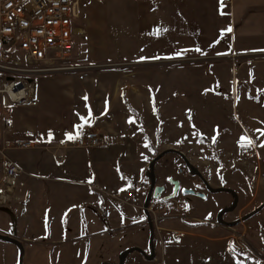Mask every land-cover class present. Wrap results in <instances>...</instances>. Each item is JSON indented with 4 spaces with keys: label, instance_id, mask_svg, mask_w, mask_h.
Returning <instances> with one entry per match:
<instances>
[{
    "label": "rangeland",
    "instance_id": "obj_1",
    "mask_svg": "<svg viewBox=\"0 0 264 264\" xmlns=\"http://www.w3.org/2000/svg\"><path fill=\"white\" fill-rule=\"evenodd\" d=\"M203 2L162 0L182 10L152 41L134 19L112 31L111 61L147 96L132 101L142 115L129 110L119 147L67 149L61 162L41 150L62 174L38 173L25 198L0 206V264H264V135L241 146L264 127V0ZM170 178L181 185L173 200ZM188 184L205 196L184 195Z\"/></svg>",
    "mask_w": 264,
    "mask_h": 264
},
{
    "label": "crops",
    "instance_id": "obj_2",
    "mask_svg": "<svg viewBox=\"0 0 264 264\" xmlns=\"http://www.w3.org/2000/svg\"><path fill=\"white\" fill-rule=\"evenodd\" d=\"M161 2L162 0L84 1L77 21L78 32L73 38L71 55L56 64L59 70L32 75L35 77L33 85L36 90V105L2 106L3 116L10 119L12 128L0 138V146L3 140L24 139L37 143L36 147L31 148L35 151L27 157L13 156L12 160L25 173L23 174L25 176L19 177V180L24 181V186L15 189L12 194L13 202L17 203L26 197L24 188L36 183L38 173L62 174V168L56 169L44 163L41 150L47 151L48 155L58 161L46 146L67 138V134L76 135L77 132L80 134L84 130H95L108 139L105 147L112 144L118 146L129 141L127 137L131 134L128 128L130 108L127 104L139 112L132 101L141 106L142 100L145 101L147 96L136 87H128L126 75L130 76V72L118 68L124 63L111 61L114 57L111 50L112 31L121 32L125 24L134 19L139 36L155 40L159 32V21L169 16L179 19L178 14L182 10L178 7L171 8L165 3L160 5ZM200 3L204 4L203 0H200ZM120 42L121 39L118 38L117 43L121 44ZM106 68L115 70H103ZM89 109L92 114L91 120L82 129H77L76 126L82 124L81 117H88ZM262 131L263 126L256 128L252 131L253 137L249 132L250 141H256ZM65 150L67 149L61 152L63 158ZM2 176L3 163L0 167V189L3 188ZM186 187L195 188L191 184ZM176 194L168 199H175ZM193 217L196 218L197 224L202 223L198 220L204 219L199 216ZM141 257L146 261L154 258L147 254Z\"/></svg>",
    "mask_w": 264,
    "mask_h": 264
},
{
    "label": "built area",
    "instance_id": "obj_3",
    "mask_svg": "<svg viewBox=\"0 0 264 264\" xmlns=\"http://www.w3.org/2000/svg\"><path fill=\"white\" fill-rule=\"evenodd\" d=\"M84 1L86 0H0V138L12 128L10 119L3 116V105H36L35 87L27 84L23 76L59 70L55 65L71 55ZM221 4L231 9L232 0H221ZM24 64L42 65L43 68L27 70L23 67ZM108 142L99 132L89 129L75 139L64 138L53 142L46 149L56 160L61 161L64 149L102 147ZM36 146L37 143L31 140L2 141L0 155L3 160V188L0 189V206L14 194L17 187L24 186V181L19 180L25 174L24 171L5 151ZM178 171L182 172V169L178 168ZM135 190L136 186L132 185L127 191V196L134 203L137 202ZM178 209H182V206H178ZM242 251L259 258L261 255L256 248L249 246Z\"/></svg>",
    "mask_w": 264,
    "mask_h": 264
},
{
    "label": "water",
    "instance_id": "obj_4",
    "mask_svg": "<svg viewBox=\"0 0 264 264\" xmlns=\"http://www.w3.org/2000/svg\"><path fill=\"white\" fill-rule=\"evenodd\" d=\"M169 181L172 183L173 185V193L171 194V196H175V194L180 190L181 185L178 179H173L170 178ZM164 191V187L163 186H155L153 189V197H159L161 196V194ZM184 194H195L199 197H204L205 195L201 192H195L193 189L190 188H184L182 189Z\"/></svg>",
    "mask_w": 264,
    "mask_h": 264
},
{
    "label": "snow or ice",
    "instance_id": "obj_5",
    "mask_svg": "<svg viewBox=\"0 0 264 264\" xmlns=\"http://www.w3.org/2000/svg\"><path fill=\"white\" fill-rule=\"evenodd\" d=\"M228 31H231V29H228ZM197 51H199V49H197ZM85 99H87V98L85 97ZM91 116H92L91 110L89 109V115H88V117L87 118L86 117H81L82 124L77 125L76 128L77 129H82L84 127V125L87 124L91 120ZM129 122L131 123L132 121L130 120ZM261 134L264 135V132H261ZM49 135L51 136V133H49ZM78 135H79V132H77L76 136H73L72 134H67V138L69 140L75 139V138L78 137ZM250 145H251V141H246L241 146L242 147H245V146H250ZM262 146H264V145H262ZM145 147H148V144L147 143L145 144Z\"/></svg>",
    "mask_w": 264,
    "mask_h": 264
},
{
    "label": "trees",
    "instance_id": "obj_6",
    "mask_svg": "<svg viewBox=\"0 0 264 264\" xmlns=\"http://www.w3.org/2000/svg\"><path fill=\"white\" fill-rule=\"evenodd\" d=\"M128 108H130L131 111H133L134 113H137L129 104H127Z\"/></svg>",
    "mask_w": 264,
    "mask_h": 264
}]
</instances>
